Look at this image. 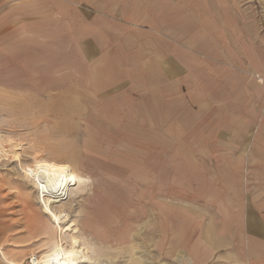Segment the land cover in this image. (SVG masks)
Instances as JSON below:
<instances>
[{"label":"rangeland","instance_id":"1","mask_svg":"<svg viewBox=\"0 0 264 264\" xmlns=\"http://www.w3.org/2000/svg\"><path fill=\"white\" fill-rule=\"evenodd\" d=\"M0 146V264L73 238L79 264H174L185 235L239 241L241 218L254 255L264 0H0ZM41 159L76 178L62 233Z\"/></svg>","mask_w":264,"mask_h":264},{"label":"bare ground","instance_id":"2","mask_svg":"<svg viewBox=\"0 0 264 264\" xmlns=\"http://www.w3.org/2000/svg\"><path fill=\"white\" fill-rule=\"evenodd\" d=\"M2 154L3 152L0 146V158ZM28 177L33 181L39 191V200H41L44 211L50 215L62 233L63 228L61 225L63 224V217L54 211L53 205L61 202L63 191L66 187L76 184V178L72 173L71 167L56 161L41 159L37 161L34 172L28 173ZM78 240L75 238L72 239L71 249L65 248L61 241L58 242L50 253L43 258L34 256L31 264H79L82 258L79 256L77 250L79 245Z\"/></svg>","mask_w":264,"mask_h":264},{"label":"crops","instance_id":"3","mask_svg":"<svg viewBox=\"0 0 264 264\" xmlns=\"http://www.w3.org/2000/svg\"><path fill=\"white\" fill-rule=\"evenodd\" d=\"M256 242L259 250L255 254L243 255V218H241V231L238 240L224 241L223 250L217 251V242L220 240H208L206 244H192L186 235L181 240L178 248L182 252L181 259L177 258L174 264H264V217L256 218ZM260 243V244H259Z\"/></svg>","mask_w":264,"mask_h":264}]
</instances>
